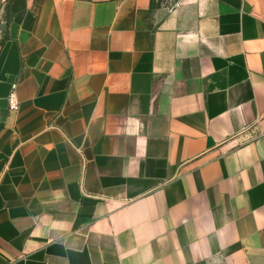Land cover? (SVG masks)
Listing matches in <instances>:
<instances>
[{
    "label": "crops",
    "instance_id": "obj_1",
    "mask_svg": "<svg viewBox=\"0 0 264 264\" xmlns=\"http://www.w3.org/2000/svg\"><path fill=\"white\" fill-rule=\"evenodd\" d=\"M7 4L0 264H264V0Z\"/></svg>",
    "mask_w": 264,
    "mask_h": 264
},
{
    "label": "trees",
    "instance_id": "obj_2",
    "mask_svg": "<svg viewBox=\"0 0 264 264\" xmlns=\"http://www.w3.org/2000/svg\"><path fill=\"white\" fill-rule=\"evenodd\" d=\"M3 20L6 22L7 25H9L10 20H11V13H10L8 4L6 5L5 15L3 17ZM1 22H0V24H1ZM7 38H8L7 29L3 33H1V31H0V47L4 44V42L7 40Z\"/></svg>",
    "mask_w": 264,
    "mask_h": 264
},
{
    "label": "built area",
    "instance_id": "obj_3",
    "mask_svg": "<svg viewBox=\"0 0 264 264\" xmlns=\"http://www.w3.org/2000/svg\"><path fill=\"white\" fill-rule=\"evenodd\" d=\"M8 101H9V108L13 111H18L20 108V102L17 96V93L13 90L9 97H8Z\"/></svg>",
    "mask_w": 264,
    "mask_h": 264
},
{
    "label": "water",
    "instance_id": "obj_4",
    "mask_svg": "<svg viewBox=\"0 0 264 264\" xmlns=\"http://www.w3.org/2000/svg\"><path fill=\"white\" fill-rule=\"evenodd\" d=\"M5 29H6V23L3 22V23L1 24V27H0L1 33H3V32L5 31Z\"/></svg>",
    "mask_w": 264,
    "mask_h": 264
}]
</instances>
